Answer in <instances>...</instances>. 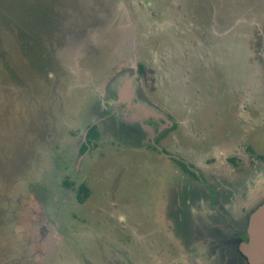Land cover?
I'll return each mask as SVG.
<instances>
[{"label":"rangeland","instance_id":"obj_1","mask_svg":"<svg viewBox=\"0 0 264 264\" xmlns=\"http://www.w3.org/2000/svg\"><path fill=\"white\" fill-rule=\"evenodd\" d=\"M263 33L264 0H0V264H242ZM141 108L180 125L148 143Z\"/></svg>","mask_w":264,"mask_h":264},{"label":"flooded vegetation","instance_id":"obj_2","mask_svg":"<svg viewBox=\"0 0 264 264\" xmlns=\"http://www.w3.org/2000/svg\"><path fill=\"white\" fill-rule=\"evenodd\" d=\"M139 67H138V70L140 72ZM140 73H138V74H140ZM117 92H118V95L120 96L119 90H117ZM254 93H256L258 95L259 92L244 91V92L239 93L237 91V94H240V95L243 94L244 95L245 102H247L246 99L249 98V95H252ZM246 104H248V103H246ZM248 105L249 106L246 109L249 113H251L253 107L251 106V104H248ZM136 111H138V110H136ZM130 112L132 114H136V113L139 114V116H137V118L142 119L143 124L149 127L147 129V131L145 132V135L148 137V143L152 137L153 141H156V144H157L158 143L157 141L160 140V137L162 135H165L167 133L171 134V132L173 130H176L179 127L178 125H180V124H178V122L175 121V118H173L172 115L168 111H164V114H165L164 118H163V116L159 117L158 115L152 114V112L149 113L148 111H143L142 108L139 109L138 112H133V111H130ZM158 149L160 151H162L164 154H167L168 156H170V158H172L174 160H178V158H176L175 156H172L171 154L169 155L168 151L163 149L162 147H159ZM249 150H251V149H249ZM179 161H181V160H179ZM256 161L258 163H260L262 167H264V155H259L257 157ZM183 163H184V161H183ZM185 164L187 165L188 169H192V170L195 169V168L189 166L187 163H185ZM258 187L255 186L253 189L250 188V190L248 191L247 196H249L250 199L248 198V200L246 201L247 203L245 205V208H246L245 213L242 214L241 216H237L235 218V222L231 225H228L226 228H225V226L220 225V227H222L221 228L222 231H224L226 233V236L228 237L227 245H228V247H230V251H232V252L234 249L237 248V246L239 244H241L242 242H247L249 239V235L247 233V228H246V222L248 221V217H249L248 206L250 204L257 206V203L258 204L263 203V201H264V181L259 182ZM234 255L236 256L235 253H234ZM237 256H236V259L240 263L249 264L247 262L246 258L241 253L238 254V252H237Z\"/></svg>","mask_w":264,"mask_h":264},{"label":"water","instance_id":"obj_3","mask_svg":"<svg viewBox=\"0 0 264 264\" xmlns=\"http://www.w3.org/2000/svg\"><path fill=\"white\" fill-rule=\"evenodd\" d=\"M262 53L264 56V33L262 34ZM138 71L139 70H137V72ZM120 83V88H118V90L120 91V98H125L122 101L130 102L132 98L130 95V91L132 89L133 96V90L136 88L135 85L131 86L130 84H128L129 89H127L125 88V86H123L124 84L122 83L121 79ZM248 209L249 217L248 221L246 222V228L249 239L247 242H242L241 244H239L237 248L233 250V252L236 254V256L237 252L238 254L241 253L246 258L249 264H264V201L263 203H257V206L250 204L248 206Z\"/></svg>","mask_w":264,"mask_h":264},{"label":"trees","instance_id":"obj_4","mask_svg":"<svg viewBox=\"0 0 264 264\" xmlns=\"http://www.w3.org/2000/svg\"><path fill=\"white\" fill-rule=\"evenodd\" d=\"M140 69V72L143 73L144 70H143V67L140 66L139 67ZM99 137V133H98V130L96 127H91L88 131V134H87V143H84L81 147V152L84 153L88 147H90L91 143H92V140H96L97 138ZM179 162L180 165L184 166L187 170L188 167L185 163L179 161V160H176ZM79 194H78V201L79 203L83 204L87 201L89 195H90V188L86 185V184H82L80 187H79Z\"/></svg>","mask_w":264,"mask_h":264}]
</instances>
